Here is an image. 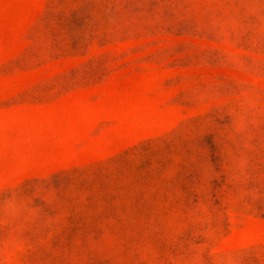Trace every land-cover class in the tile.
Listing matches in <instances>:
<instances>
[{
	"label": "rangeland",
	"instance_id": "1",
	"mask_svg": "<svg viewBox=\"0 0 264 264\" xmlns=\"http://www.w3.org/2000/svg\"><path fill=\"white\" fill-rule=\"evenodd\" d=\"M0 264H264V0H0Z\"/></svg>",
	"mask_w": 264,
	"mask_h": 264
}]
</instances>
